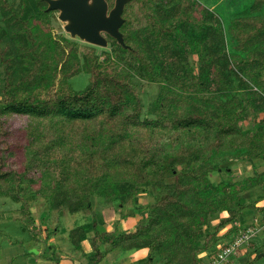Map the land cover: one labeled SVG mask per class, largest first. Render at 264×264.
Wrapping results in <instances>:
<instances>
[{
	"label": "trees",
	"instance_id": "1",
	"mask_svg": "<svg viewBox=\"0 0 264 264\" xmlns=\"http://www.w3.org/2000/svg\"><path fill=\"white\" fill-rule=\"evenodd\" d=\"M205 2L130 0L120 26L126 46L106 35L112 52L87 45L81 53L53 32L43 0L19 8L0 0V197L20 202L30 220L36 196L70 213L132 200L141 214L131 230H101L94 212L72 227L74 247L90 242L86 264L141 248L145 260L127 264H154V255L160 264H201L199 253L245 229L236 224L242 210L264 213L262 195L249 204L240 195L264 182L263 172L211 178L231 176L223 151L264 164V0H233L226 21ZM81 71L89 81L76 90L69 80ZM140 79L158 87L146 111ZM151 186L162 188L142 212L137 195Z\"/></svg>",
	"mask_w": 264,
	"mask_h": 264
},
{
	"label": "rangeland",
	"instance_id": "2",
	"mask_svg": "<svg viewBox=\"0 0 264 264\" xmlns=\"http://www.w3.org/2000/svg\"><path fill=\"white\" fill-rule=\"evenodd\" d=\"M8 1H13L15 6L19 8L21 0ZM204 1H206L205 4L207 6H210L211 10H214L220 18H223L222 21H226L228 14L227 5L231 6L233 0ZM235 1L237 2L239 0ZM223 2L224 5H221ZM247 2H249V0H247ZM126 8H128V5H126ZM51 27L54 33H62L64 36L72 38L63 30L60 21L56 17V12L52 15ZM72 39L76 41L77 47L81 53L87 49L85 48L87 45L95 46L98 52L101 50L112 52L113 50L110 43L105 47H101L89 44L80 40L78 37H74ZM112 56H114L113 53ZM103 58L104 56L101 55L100 59ZM196 58L197 57L195 55L190 56V59L193 61L195 66L198 64ZM1 69L2 66L0 65V79L2 76ZM262 74L264 75V69L262 70ZM140 80L141 85L139 89L144 109L146 111L147 109L149 110L152 105V102L157 95L158 87L156 83L147 82L143 79ZM69 81L74 89H82L89 81V74L81 71L72 76ZM145 114L147 113L145 112ZM221 156L224 158H227V156L230 157L229 160L221 166L223 168L225 166H229L232 173L230 176L224 171L220 173L212 172L211 178L216 182L221 179L235 181L239 178L254 175L258 172L264 173V164L257 163L256 166H252L247 161H238V154L235 152L232 154L230 151H223ZM161 188L162 187L160 186L146 187L145 191L137 195V202L138 205L141 206L142 212H146V206L155 200L156 194L160 192ZM240 195L242 197V204H249L254 201L258 195H262V199L257 201L256 206H264V182H261L246 191L244 190L240 192ZM134 204L135 203L132 200H128L120 208L117 204L101 206L97 203V201H93L91 209L70 213L66 207H63L62 211L49 209L45 199L41 196H36L30 200V211L32 215V220H30V218L21 210L20 202H16L10 197H0V264H37V258L42 260L49 259L56 262L63 256L69 257L71 255L70 257H73L80 251L74 247L69 240L68 231L72 227L87 221L90 215L93 214L92 212H94V215L98 218L97 225L100 228L113 229L117 227V229L130 230L129 228L134 222H137L141 216L140 213H137L138 210L135 209ZM226 215L227 213L223 212L211 217L207 225L203 226V230H213L214 224L219 220V216ZM236 224L239 227L244 226L242 228L245 229L242 231H253L256 224H260V229H258L252 237H250L248 244L244 242L236 249L238 254L236 253L235 256L232 255L231 259L223 264H264V213L259 209L242 210ZM43 226L45 228L57 230L53 231V233H55L53 235H55L56 239L55 245L50 248L46 247V239L43 238V236H45L44 233H42V230L44 231ZM134 226L135 225H133V228ZM230 226H232V223H227L225 226L221 227L218 231V235L223 234ZM231 237L218 241L215 246L223 245L224 242L227 243L231 240ZM210 251L211 249L205 250L202 251L201 254L205 256ZM147 252V248L137 249L136 251H125L124 258H127V260L124 264L130 263L131 261L145 260ZM256 254L258 255L257 258ZM154 256L156 258L154 264H160L163 262V259L156 257V255ZM104 264L115 263L108 261Z\"/></svg>",
	"mask_w": 264,
	"mask_h": 264
},
{
	"label": "water",
	"instance_id": "3",
	"mask_svg": "<svg viewBox=\"0 0 264 264\" xmlns=\"http://www.w3.org/2000/svg\"><path fill=\"white\" fill-rule=\"evenodd\" d=\"M46 10H55L63 30L70 37H78L89 44L105 47L104 34L126 46L120 31L124 18V5L130 0H114L110 7L107 0H44Z\"/></svg>",
	"mask_w": 264,
	"mask_h": 264
},
{
	"label": "crops",
	"instance_id": "4",
	"mask_svg": "<svg viewBox=\"0 0 264 264\" xmlns=\"http://www.w3.org/2000/svg\"><path fill=\"white\" fill-rule=\"evenodd\" d=\"M261 200V199H260ZM136 223V222H134ZM133 223V225H134ZM133 225L129 228L130 230L133 229ZM100 228V227H99ZM44 231L42 230V233H44L45 236H43V238L46 239V247H52L55 245V233L51 232L50 236L47 237L46 236V231H45V227L43 226ZM101 230H110L107 228H100ZM57 231V230H54ZM93 232L89 231L88 232V236H92ZM88 239H85L82 241L81 245H82V250H79L80 252H78V254L74 255L73 257H61L58 261L54 262L52 260L49 259H40L37 258V264H86L88 261V257L86 254H88L91 251V246H90V242L87 241ZM101 245V244H100ZM102 246V245H101ZM39 252V251H38ZM128 257V256H127ZM130 258V257H128ZM110 259V260H109ZM127 260V258H124V254L121 253V251L119 250H114V251H110L107 253V255L98 263V264H104L107 263L108 261H112L115 264H124V262ZM130 260V259H128Z\"/></svg>",
	"mask_w": 264,
	"mask_h": 264
},
{
	"label": "built area",
	"instance_id": "5",
	"mask_svg": "<svg viewBox=\"0 0 264 264\" xmlns=\"http://www.w3.org/2000/svg\"><path fill=\"white\" fill-rule=\"evenodd\" d=\"M258 229H260V224H256L253 231H240L234 242L230 240L227 243L224 242L223 245L215 246V248L211 249L205 256L200 253L199 257L204 258L201 264H223L228 262L232 255L235 256L236 253L238 254L236 249L242 243L248 242L250 237H252Z\"/></svg>",
	"mask_w": 264,
	"mask_h": 264
},
{
	"label": "flooded vegetation",
	"instance_id": "6",
	"mask_svg": "<svg viewBox=\"0 0 264 264\" xmlns=\"http://www.w3.org/2000/svg\"><path fill=\"white\" fill-rule=\"evenodd\" d=\"M44 1V0H43ZM45 2V1H44ZM46 3V2H45ZM46 7H47V3H46ZM111 7V6H110ZM49 11H52V15L56 12L55 10H49ZM52 15H51V18H52ZM107 34H104V36L106 37V39H107V36H106ZM109 36V35H108ZM107 41H108V44H109V40L107 39Z\"/></svg>",
	"mask_w": 264,
	"mask_h": 264
}]
</instances>
